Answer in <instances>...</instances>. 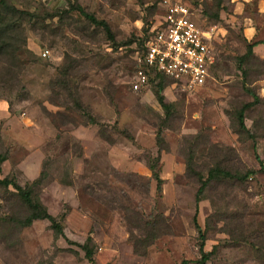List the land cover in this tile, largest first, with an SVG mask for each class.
<instances>
[{
    "label": "rangeland",
    "instance_id": "374dc122",
    "mask_svg": "<svg viewBox=\"0 0 264 264\" xmlns=\"http://www.w3.org/2000/svg\"><path fill=\"white\" fill-rule=\"evenodd\" d=\"M10 1L38 19L25 23L19 61L0 57V98L8 104L0 121V152L9 158L4 173L22 186L34 180L27 177L36 172L19 164L41 152L45 174L33 194L51 215L65 217L58 238L46 220L17 228L10 219L23 208L0 187V264H264V44L238 61L249 43L264 41V0H170L214 28L215 66L192 91L163 82L168 112L154 85L130 87L139 42L162 0ZM75 4L105 20L121 46L77 12L43 19ZM249 92L259 97L244 112L254 142L236 131V111L253 101ZM23 118L29 130L19 126ZM158 156L160 192L148 169ZM189 162L204 175L215 165L240 175L253 171L243 183L213 186L199 202L197 223L211 253L204 262ZM243 235L252 246L231 239ZM88 236L94 263L81 249Z\"/></svg>",
    "mask_w": 264,
    "mask_h": 264
},
{
    "label": "trees",
    "instance_id": "16d2710c",
    "mask_svg": "<svg viewBox=\"0 0 264 264\" xmlns=\"http://www.w3.org/2000/svg\"><path fill=\"white\" fill-rule=\"evenodd\" d=\"M190 9V8H189ZM191 11V9H190ZM71 12H77L81 17L85 19L86 22L91 24L92 26L100 27L105 32L107 37L114 43L115 47H119L121 45H118L115 43L113 34L111 32V29L108 25V23L105 20L97 19L94 14L86 11L84 7H82L79 4L70 5L67 9H64L60 13H45L46 15L43 17L45 18H51L57 17L58 20L64 19L65 15H69ZM38 12L30 11L26 9L18 8L12 1L10 0H0V57L3 56H10L11 60H18L19 56L22 53V50L25 47L26 43V27L25 23L29 20H32L34 18H37ZM218 18V15H215V19ZM152 24L148 25V30H150ZM150 27V28H149ZM149 35V31L147 33V36ZM145 39L140 40L139 47L140 52L143 49L144 41ZM264 44V41H255L252 43H249L246 46V53L238 58L239 66L243 64V61L253 55V48L258 44ZM135 63V61H134ZM215 64L212 67V70L214 68ZM64 69V65H61ZM62 68H59L61 70ZM135 69V64L133 66V72ZM211 70V72H212ZM68 69H65L64 77L62 80V87L67 90L68 84H67V75H68ZM170 81L166 79L162 74H157L154 79H150L148 89L151 86H155V96L159 104L162 108L165 109L166 112H168L170 108V103H167L164 99V96L162 94L163 91V82ZM131 87V85H130ZM250 93V92H249ZM250 95L253 98V101L243 104L237 111H236V121L238 122V129L236 130L237 133L242 134L246 133L249 138L255 141L253 135H249V130L247 129L245 122H244V112L249 109L251 106L256 104L259 101V97L256 93H250ZM89 121L94 122V119L88 115ZM161 132L157 133L156 141L159 146V149H161L162 144H164V140L161 136ZM7 155L0 152V171H1V164L7 159ZM159 156L156 159H152V163L148 164V169L152 173V178L156 181V190L157 192L161 191V184L162 179L159 176L158 168H159ZM187 173L196 179L198 183V188L196 190L195 194V203H196V209L193 216V225L198 231L199 235V253L201 254V262H204L210 255V252L204 251L205 241H206V235H205V229H202L199 224L197 223V210H198V204L199 202L205 197L206 192L212 188L213 186H223L226 183H228L231 180H239L244 182L253 171H248L244 175H240L238 173H232L228 169L221 167L220 165H215L207 170L206 174H202L201 172L197 171L196 169L192 168V163H187L186 165ZM44 172L40 171L38 177H36L32 181H27L23 186L18 184L14 178H11L9 176H5L3 178H0V187L4 188L5 191L8 194L7 200L15 199L18 204H20L23 208V214L22 216H13L10 219V223H13V225L17 226V228H23L30 226L34 221L37 220H46L49 222L50 229L53 231V234L55 238L64 236L63 233V220L65 217V214H62L60 216H53L51 215L47 208L42 204L40 199L37 195L33 194V187L39 186L41 181L44 178ZM9 187H12L13 191L9 190ZM9 198V199H8ZM241 234V233H240ZM239 234V236H240ZM243 234V233H242ZM239 236H233L231 237L232 240H238L241 242H246L248 245L252 246V241L247 240L245 235H243L242 238H239ZM231 240V241H232ZM92 239L90 236L86 238V241L84 244L81 245V249L84 252V257L86 260L90 263H94V251L91 247ZM215 248V247H214Z\"/></svg>",
    "mask_w": 264,
    "mask_h": 264
},
{
    "label": "built area",
    "instance_id": "2783aa9c",
    "mask_svg": "<svg viewBox=\"0 0 264 264\" xmlns=\"http://www.w3.org/2000/svg\"><path fill=\"white\" fill-rule=\"evenodd\" d=\"M161 6L134 59L131 89L141 91L162 74L185 90H195L206 83L215 64L214 28L201 25L181 2L162 0Z\"/></svg>",
    "mask_w": 264,
    "mask_h": 264
},
{
    "label": "crops",
    "instance_id": "0c3cea01",
    "mask_svg": "<svg viewBox=\"0 0 264 264\" xmlns=\"http://www.w3.org/2000/svg\"><path fill=\"white\" fill-rule=\"evenodd\" d=\"M193 13V12H192ZM211 75V74H210ZM172 82V81H171ZM8 104H7V101L4 100V99H1L0 98V121L7 118L8 117ZM27 124H28V121L26 118H23L21 119V123H20V127L21 126H25V128L27 130H29V128L27 127ZM21 130V129H19ZM21 131H23L24 133V129H22ZM26 131V130H25ZM41 152H39L37 150V152H34V153H31V154H28L26 156V159H24L22 161V163H20V167L23 169V170H32L33 173L36 172L35 176L31 175V176H28L27 179H34L36 177H38L39 173H40V169H41V165H42V153L40 154ZM9 163V158H7L2 164H1V175L3 177L7 176L5 172L6 170V164ZM26 163H28V165H26ZM25 166L27 168H25ZM39 169V170H38ZM3 177H0V178H3Z\"/></svg>",
    "mask_w": 264,
    "mask_h": 264
}]
</instances>
